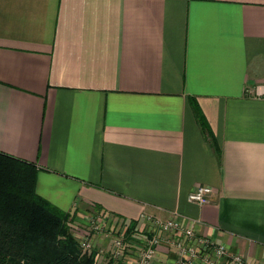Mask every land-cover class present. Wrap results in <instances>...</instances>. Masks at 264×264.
I'll use <instances>...</instances> for the list:
<instances>
[{
	"label": "crops",
	"instance_id": "1",
	"mask_svg": "<svg viewBox=\"0 0 264 264\" xmlns=\"http://www.w3.org/2000/svg\"><path fill=\"white\" fill-rule=\"evenodd\" d=\"M259 86L264 0H0V153L74 224L125 226L126 260L93 242L107 264H138L145 215L264 264Z\"/></svg>",
	"mask_w": 264,
	"mask_h": 264
},
{
	"label": "trees",
	"instance_id": "2",
	"mask_svg": "<svg viewBox=\"0 0 264 264\" xmlns=\"http://www.w3.org/2000/svg\"><path fill=\"white\" fill-rule=\"evenodd\" d=\"M38 168L0 153V264H97L64 213L36 192Z\"/></svg>",
	"mask_w": 264,
	"mask_h": 264
},
{
	"label": "built area",
	"instance_id": "3",
	"mask_svg": "<svg viewBox=\"0 0 264 264\" xmlns=\"http://www.w3.org/2000/svg\"><path fill=\"white\" fill-rule=\"evenodd\" d=\"M247 92L261 96L264 93V86L249 89ZM213 193L214 190L210 186H199L190 193L189 201L203 205L211 200ZM144 219L149 226V236H145L139 241L138 264H156L157 249L161 244L168 245L176 255L178 264H250L242 255L229 252L225 246L215 244L208 237L198 236L192 228L183 227L174 218L163 220L158 216L145 215ZM122 227L125 228L124 225ZM79 235L83 240L80 242L82 249L90 252L94 248L92 237L90 238L89 233H86L88 237L83 234ZM121 236L114 242L113 257L118 261L127 259L126 250L130 246L123 234Z\"/></svg>",
	"mask_w": 264,
	"mask_h": 264
},
{
	"label": "rangeland",
	"instance_id": "4",
	"mask_svg": "<svg viewBox=\"0 0 264 264\" xmlns=\"http://www.w3.org/2000/svg\"><path fill=\"white\" fill-rule=\"evenodd\" d=\"M87 218H88V221H86L83 224V226L80 224V222H78L79 224L76 223L71 228V231L76 236V240L78 241V243L80 244V242H83L81 235L78 236V234H83V236L88 237L86 235V233H89L90 238L92 237V239H93V242H94V240H96L97 237H101V238H104L105 240H107L110 244H113V248H114L115 239H117V238L120 239L122 237L121 236L123 234V231L121 229L122 226L120 224H116L112 221L105 220L104 217L100 216V213L96 212L95 207L89 210ZM74 231H76L77 233H75ZM89 239H88V241H89ZM80 246H81V244H80ZM93 247H94V245H93ZM81 249H82V247H81ZM82 251L86 254H90V253H92V251H94V248L90 252L84 251L83 249H82ZM100 256H101L100 253L97 252V257H96L97 264H107L106 259L105 260L101 259Z\"/></svg>",
	"mask_w": 264,
	"mask_h": 264
}]
</instances>
